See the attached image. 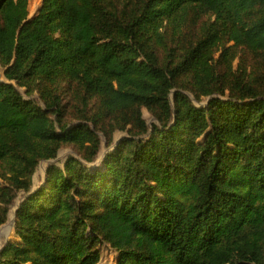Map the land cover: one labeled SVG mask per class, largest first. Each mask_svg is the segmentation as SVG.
<instances>
[{"label":"trees","instance_id":"trees-1","mask_svg":"<svg viewBox=\"0 0 264 264\" xmlns=\"http://www.w3.org/2000/svg\"><path fill=\"white\" fill-rule=\"evenodd\" d=\"M30 2L0 0V228L48 163L0 264H264V0Z\"/></svg>","mask_w":264,"mask_h":264},{"label":"rangeland","instance_id":"rangeland-1","mask_svg":"<svg viewBox=\"0 0 264 264\" xmlns=\"http://www.w3.org/2000/svg\"><path fill=\"white\" fill-rule=\"evenodd\" d=\"M39 3H40V0H31L30 2V7H29V10H30V16L32 14H34L35 11L38 10V7H39ZM0 81L1 82H6L5 81V78H4V75H3V71L0 70ZM144 116V119L146 120L147 122V125L149 127H151V124L152 123H155L156 121L147 113V112H144L143 114ZM68 154H74V152L69 149V148H64V149H61L59 150L58 154H57V157H56V161H63V159L66 157V155ZM46 162L48 161H41L37 167L35 168V171L32 175V185H31V191L30 193H32L35 189H38L39 187H41V185L44 183V178H45V166H44V173L39 177V180L37 183L34 182V178H35V173H36V170L38 168V166L41 164V163H44V165H46ZM35 184V185H34ZM28 193V195L30 194ZM26 193L24 192H19L16 196V198L12 201L11 203V206H10V210L8 212V215H7V220L5 222V224L3 226H5L9 220V215L11 214L12 212V204L16 201H19V205L16 207V210L15 212L17 211V209L19 208V206L22 204V202L24 201V196H25ZM27 195V194H26ZM27 195V196H28ZM24 198V199H23ZM16 221V220H15ZM3 226L0 228V231L1 229L3 228ZM13 229H14V226H13ZM13 238V230L11 232V235H10V238L11 239ZM8 239V240H9ZM7 240V241H8ZM6 241V242H7ZM102 248V256H101V260L99 262V264H116L115 263V258H116V255L114 254V252L112 250H110L109 248H106L104 246L101 247Z\"/></svg>","mask_w":264,"mask_h":264},{"label":"bare ground","instance_id":"bare-ground-1","mask_svg":"<svg viewBox=\"0 0 264 264\" xmlns=\"http://www.w3.org/2000/svg\"><path fill=\"white\" fill-rule=\"evenodd\" d=\"M44 163H41L35 173L34 182L37 183L39 177L44 173ZM35 185V184H34ZM19 205V201H16L12 204V212L9 215V220L5 226L0 231V248L3 246L5 241L7 240L8 236L11 234L15 222V210L16 207Z\"/></svg>","mask_w":264,"mask_h":264},{"label":"water","instance_id":"water-1","mask_svg":"<svg viewBox=\"0 0 264 264\" xmlns=\"http://www.w3.org/2000/svg\"><path fill=\"white\" fill-rule=\"evenodd\" d=\"M36 12H37V11H35L34 14H32V15L29 17V19L32 18V17L36 14ZM47 163H48V162H46V164H47ZM45 166H46V165H45ZM27 195H28V194H27ZM27 195L25 194L24 198H26ZM24 198H23V199H24ZM15 220H16V212H15ZM14 224H15V222H14ZM10 235H11V234H10ZM10 235L8 236L7 240L10 238ZM7 240H6V241H7ZM6 241H5V243L3 244V246L0 248V251H1V250L3 249V247L5 246Z\"/></svg>","mask_w":264,"mask_h":264}]
</instances>
